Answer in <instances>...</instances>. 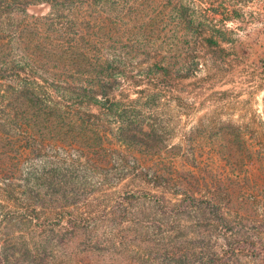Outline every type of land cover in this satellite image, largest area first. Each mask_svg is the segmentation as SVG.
Returning <instances> with one entry per match:
<instances>
[{
    "label": "trees",
    "instance_id": "16d2710c",
    "mask_svg": "<svg viewBox=\"0 0 264 264\" xmlns=\"http://www.w3.org/2000/svg\"><path fill=\"white\" fill-rule=\"evenodd\" d=\"M41 4L49 7V29L62 33L61 46L19 42L24 35L18 17ZM244 8L234 0H0V87L7 88L0 91L5 118L0 128H6L7 140L22 135L26 143L18 151L32 154L31 160L5 159L0 142V264H220L234 253L226 207L187 194L145 193L149 174L136 175L132 165L125 167L131 161L123 150L122 169L112 179L106 157L102 165V143L66 120L78 112L67 105L78 94L84 96L81 104L97 109V115L83 114L88 121L102 112L126 111L114 101L112 111L102 103L110 102L118 79H125L124 62L153 53L149 74L167 78V34L172 33L176 52L183 44L211 48L227 42V23ZM185 66L178 68V76L183 69L191 73ZM52 91L62 102L52 99ZM18 127L36 131L30 135ZM125 128L120 125L114 133L120 146L154 149ZM128 180L129 188L137 184L143 191L116 192ZM108 193L112 212L122 208L114 217L102 213L108 204L99 202ZM145 198L150 202L138 205V222L126 224L133 214L129 207ZM150 210L153 219L144 221L151 218L142 217ZM193 219L195 237L181 240L180 228ZM148 229L157 242L153 234L139 239L140 230Z\"/></svg>",
    "mask_w": 264,
    "mask_h": 264
},
{
    "label": "rangeland",
    "instance_id": "374dc122",
    "mask_svg": "<svg viewBox=\"0 0 264 264\" xmlns=\"http://www.w3.org/2000/svg\"><path fill=\"white\" fill-rule=\"evenodd\" d=\"M234 1L244 4L245 8L227 23V31H224L227 42H219L211 48L200 43L189 47L177 45L179 51L176 52L169 38L172 33L167 34V78L149 74L148 69L155 62L153 53L149 57L130 59L121 65L125 79H118L110 102H102L109 111H112V101L126 111L102 112L101 116L91 117L88 121L83 114L97 115V109L81 104L84 96L78 94L77 100L67 104L78 111L77 114L65 118L73 128L83 129L89 138L102 143V165L106 157L112 168V179L122 169L123 150L127 151V161H131L125 167L132 165L136 175L149 174V188H144L145 193L162 194L165 198L173 193L178 194V198L187 194L201 200L212 199L226 207L229 221L226 232L229 244L235 250L220 264H264V0ZM48 16L49 7L41 4L30 7L26 15L18 17L24 35L19 42L34 44L38 41L61 46L62 33L52 27L49 29L50 25L45 21ZM185 65L192 68L191 73L183 69L178 76V68ZM5 89V86L0 87L2 93ZM57 95L51 92L55 102H62ZM0 114V125H4V114ZM18 124L24 125L22 120ZM120 125L129 126L125 128L126 132L149 141L154 149L146 151L120 146L119 137L114 135ZM18 130L30 135L36 131L24 127H18ZM6 133V128H0L5 159L32 157L28 152L18 151L26 143L25 138H19L22 135L14 133L13 139L7 140ZM8 142H14L16 146ZM135 180L141 185L139 178ZM128 184L129 180L123 181L115 187L116 192L134 189L137 195L143 191L137 184L134 188H129ZM104 189L98 192L102 194ZM109 193L99 202L108 204L102 208V213L109 211L108 215L112 213L111 217H114L122 208H113L116 213L112 212L114 204L109 202ZM140 200L129 207L133 214L131 224H126L138 222L141 215L136 209L140 203L149 205L150 199ZM152 212L150 210L142 217H148ZM149 217L144 221L153 219L152 215ZM197 224L195 219L189 224L184 223L178 232L180 239H193ZM153 231L140 230L139 239L153 234L157 242L158 237ZM213 234L219 235L220 230Z\"/></svg>",
    "mask_w": 264,
    "mask_h": 264
}]
</instances>
